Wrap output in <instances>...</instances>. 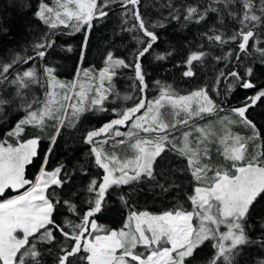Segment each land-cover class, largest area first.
Listing matches in <instances>:
<instances>
[{"label":"snow or ice","instance_id":"6c2138e0","mask_svg":"<svg viewBox=\"0 0 264 264\" xmlns=\"http://www.w3.org/2000/svg\"><path fill=\"white\" fill-rule=\"evenodd\" d=\"M158 5L159 18L152 19L149 8L156 6L143 0H52V4L38 0L36 5L20 0L19 7L31 9L48 31L34 34L29 46L0 58V264H49V258L51 264H241L250 246L264 257V214L257 212L264 201V135L248 118L249 109L264 101V87L256 90L257 69L243 64L248 59L249 65H264V0H158ZM117 14L119 30H114V37L129 33L134 46L122 53L110 40L102 67H77V77L82 72L86 81L95 82L94 87L80 79L61 81L47 59L56 47V31L63 26L68 35L82 34L78 52L82 65L93 30ZM173 22L182 28L206 29L198 34L199 42L190 47L183 65H177L185 68L183 77H196L210 61L216 65L228 61L234 67L226 64L218 70L216 87L205 84L186 94L156 80L152 86L158 94L149 99V74L143 61L146 56L167 61L174 55L175 49L156 51L159 30ZM0 33L9 34L3 20ZM64 50L73 48L68 45ZM215 50L222 54L214 56ZM122 69L133 73L130 89L137 95L121 96L114 81ZM224 80L231 81L228 91L234 85L256 90L228 109L238 121L224 117V123H242L253 135L222 137L221 155L230 163L216 167L205 129H196L200 136L195 144L188 131L182 143L170 136L194 118L224 111L223 102L216 99ZM33 86L43 90V99L32 93ZM120 99L132 101V106L122 107L117 103ZM13 105L21 114L15 121L5 111ZM166 107L173 110L174 120L167 119ZM101 114L110 118L82 136L87 146L84 163L70 168L60 161L50 168L62 131L76 128L88 115ZM47 121L53 123L45 149ZM28 126L39 131L29 134ZM110 140L112 149L130 150L132 155L106 150ZM256 141L261 142L259 151L249 155L248 144ZM169 153L182 167L168 162ZM33 164L37 171L29 178L26 168ZM77 177L82 178L79 184ZM182 178L189 181L190 194L185 197L189 208L177 203L157 215L136 210L134 199L141 185L161 193H182ZM114 194L128 209L120 228L98 223L110 210ZM206 246L213 255L201 260ZM251 264H264V258Z\"/></svg>","mask_w":264,"mask_h":264},{"label":"trees","instance_id":"16d2710c","mask_svg":"<svg viewBox=\"0 0 264 264\" xmlns=\"http://www.w3.org/2000/svg\"><path fill=\"white\" fill-rule=\"evenodd\" d=\"M20 0H0V20L5 22V26L9 28V34L5 35L0 33V58H8L15 51H20L26 48L32 43L34 34L38 32H46L48 29L41 22L36 20L31 14V9H21L19 7ZM24 3H29L36 5L38 0H23ZM49 4H52V0H46ZM144 3L149 5H155L156 7H150L149 12L152 13V19H158L159 16L156 15V9L158 8V0H143ZM163 2V0H159ZM166 15V13H165ZM114 30H119V18L118 14L110 16L109 20L105 21L102 25H98L94 30L91 37L90 50L87 55L86 61L80 65L79 61V44L81 41V33H75L74 35H68L69 30L64 29L61 26L60 29L56 31L54 39L56 40V47L51 51V54L47 57L48 61L52 63L53 66L57 68L58 78L61 81H72L80 79L83 83H92L93 87L95 82L86 81L81 72L79 77H77V67L82 68H93L99 69L103 66V56L107 50V44L110 40H114L115 46H117L123 53L126 48L130 49L134 46V42L130 38L129 33H121L120 38L114 37ZM206 29L196 25H189L187 28H182L181 24L173 22L169 24L166 28L160 29V41L156 46V51L173 50L175 49L174 55L170 57L167 61H157L153 56H146L144 58V67L146 72L149 74V94L148 98L151 99L158 94V90L152 86L156 80H160L162 83L171 84L180 94H186L193 88L203 86L208 84L211 87H216L214 81L215 76L218 75V70L224 68L225 65L229 68H233L234 65L228 61H224L219 65H216L214 61L208 62L204 67L200 69L197 76L194 78L183 77V71L185 68L183 66V61L186 58L190 47L199 42L198 34L205 31ZM71 45L73 48L72 52H67L64 49ZM227 47L224 51H227ZM220 50H215L213 55H221ZM253 55V59L255 58ZM245 66H254L257 70L255 72L254 83L257 84V89L259 87H264V65L257 62L255 65H249V60L245 59L243 61ZM243 73L244 68L238 69ZM131 77L133 73L128 69H122L120 71L119 79L115 80L117 89L121 93V96L125 94H132L130 89ZM231 83L229 80L221 81L220 96L217 97V102H223L224 111L216 112L213 114H206L203 118H194L189 121V126H178L170 136L175 137L177 141L181 142L183 133L188 130H193L190 140L195 144L194 135L200 136V133L196 131L202 128L205 129L210 135L208 138L207 147L209 149V154L212 158V163L216 167H223L229 164V161H225L221 155V137L226 133L238 134L242 138H248L253 135L250 128L242 123H234L228 125L224 123V117H228L230 120H237L229 114L228 109L231 107L239 106L244 102L246 97L255 95L254 89H242L238 86H233L231 91H228V84ZM32 93L39 98L43 99V90H38L36 86L32 87ZM7 95V93H4ZM31 98V97H30ZM227 98V99H225ZM122 107L132 106V101H124L120 99L117 101ZM15 105L12 109H5L6 112L10 113V118L15 121L20 118V113L15 112ZM163 111L167 112V119L169 121L174 120L176 117L173 115V110L170 107H166ZM110 118V114L101 115H88L87 118L82 119L76 126V128H65L62 134L58 138L56 148L54 150L53 156L50 161V168L55 167L60 161L69 163V167L76 164L77 162L84 163L86 159L87 146L82 141V136L87 129H92L99 127L103 122ZM248 118L251 119L264 135V101H258L257 104L249 109ZM48 127L45 129L43 135L45 139L42 143L43 148H47L48 145V133L52 131V121H47ZM34 131H39L38 129L28 126L27 132L31 134ZM121 131H127L126 128H121ZM141 136L144 134L141 133ZM114 141H109V144L105 145V149L109 151H116L119 155H132L131 151L127 152L121 151L119 147L112 149L111 145ZM182 143V142H181ZM261 142L256 141L255 144L249 142L248 144V154L252 155L259 151L257 147ZM178 146H180L178 144ZM174 153H169L168 162L173 163V167H182V164L175 163ZM207 160V158H205ZM38 163V162H37ZM37 171L36 164L30 165L26 168V175L29 178H34V174ZM95 174V172H94ZM81 177H77L76 183L79 184ZM183 184L185 185L183 192H171V193H161L158 189L153 190L150 185H141L140 194L134 199V205L138 211H147L151 214L157 215L164 211L172 210L176 207L177 203L183 204L185 208H189V204L185 197L189 193V181L186 178H182ZM14 192H9L8 195H13ZM109 211L105 212L99 219L98 223L103 224L111 228L122 227L125 218L128 214V209L125 208L114 194L112 199L109 200ZM257 212L264 214V201H261L257 205ZM259 220L260 216L255 217ZM59 220L63 219V216L58 217ZM256 235H259L257 233ZM255 239V236H253ZM139 251H144L140 248ZM213 255V249L210 246L203 248L200 259L207 260L211 259ZM255 259L264 258L257 254V249L254 246H250L244 250V255L241 258V264H251V261ZM49 264L51 260L49 258Z\"/></svg>","mask_w":264,"mask_h":264},{"label":"rangeland","instance_id":"374dc122","mask_svg":"<svg viewBox=\"0 0 264 264\" xmlns=\"http://www.w3.org/2000/svg\"><path fill=\"white\" fill-rule=\"evenodd\" d=\"M199 127H197V129H198ZM188 132H191V134H192V132H193V130H188ZM227 134H229V133H226V134H224L222 137H224V136H226ZM231 134V133H230ZM232 136H236V135H238V134H231ZM238 136H240V135H238ZM192 136H190L189 137V140H190V138H191ZM197 137H199V136H197ZM197 137L194 135V140L196 141L197 140ZM221 137V138H222ZM241 137V136H240ZM181 142H183V136H182V139H181ZM221 151H223V145L221 144Z\"/></svg>","mask_w":264,"mask_h":264}]
</instances>
